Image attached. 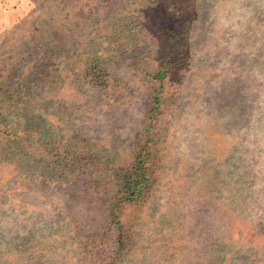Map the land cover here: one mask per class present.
I'll use <instances>...</instances> for the list:
<instances>
[{
	"label": "rangeland",
	"instance_id": "374dc122",
	"mask_svg": "<svg viewBox=\"0 0 264 264\" xmlns=\"http://www.w3.org/2000/svg\"><path fill=\"white\" fill-rule=\"evenodd\" d=\"M22 1L0 264H264V0Z\"/></svg>",
	"mask_w": 264,
	"mask_h": 264
},
{
	"label": "crops",
	"instance_id": "0c3cea01",
	"mask_svg": "<svg viewBox=\"0 0 264 264\" xmlns=\"http://www.w3.org/2000/svg\"><path fill=\"white\" fill-rule=\"evenodd\" d=\"M22 0H0V29L9 28L27 11Z\"/></svg>",
	"mask_w": 264,
	"mask_h": 264
},
{
	"label": "trees",
	"instance_id": "16d2710c",
	"mask_svg": "<svg viewBox=\"0 0 264 264\" xmlns=\"http://www.w3.org/2000/svg\"><path fill=\"white\" fill-rule=\"evenodd\" d=\"M139 168H132V170L129 173V176L127 178V182L131 181V186H134L133 188H136L139 184L134 182V179L138 178L139 176H143L144 173H139Z\"/></svg>",
	"mask_w": 264,
	"mask_h": 264
}]
</instances>
